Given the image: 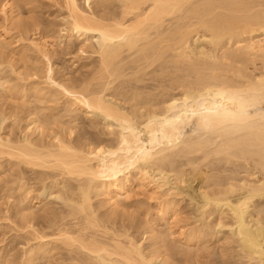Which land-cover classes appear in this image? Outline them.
I'll return each instance as SVG.
<instances>
[{"label": "bare ground", "instance_id": "obj_1", "mask_svg": "<svg viewBox=\"0 0 264 264\" xmlns=\"http://www.w3.org/2000/svg\"><path fill=\"white\" fill-rule=\"evenodd\" d=\"M13 1L0 0V12L4 14L5 19L12 17L13 20V16L15 15ZM66 1L69 4V15L67 17L68 27L64 29V33L70 36H76L78 40L84 37L82 45L80 46V52L87 53L85 47L90 48L92 55H89L87 59H91L92 66H86V71H82V74L79 76L74 75V77H66L65 79L61 76H59L61 77L59 79L56 77L58 81H56L54 76L52 77L53 70L49 67L51 71L50 73L49 70L47 72L49 74L48 79L51 81L46 80V84L48 81L49 84L47 86L49 87L47 88L52 91L49 92L48 90V93H44V88H38L40 86L37 85V88L35 87L32 90L34 94L33 92L30 93L32 96H37V99L40 98V100L45 98V100L53 101L55 99L56 103L58 100L56 98L60 97L56 94L64 97V107L60 108L63 111H61V114L60 111L59 113L55 111L58 114L51 117V122L59 121L56 124L61 123L60 126H64L61 127L62 130L59 128L58 130L65 131L66 133H64L65 135L61 134V136L59 135L60 131L57 134L54 133L58 136L53 135L51 132V134L47 133L45 124L43 125V123H47L49 118L46 117L44 120L42 117V120L39 116L37 117L39 120L37 118L33 120V126L31 124L33 128L31 130H33V133L34 131H39L47 139L41 145L33 139V136V138L30 137L31 134L23 138L22 143L18 142L19 144H17L16 142V145L12 147L8 144L10 143L8 139L5 141L1 138L3 137L2 135L0 137V146L7 144L6 146L11 147V151L9 150L7 154L12 158L14 157V160L16 158L17 161L21 162L20 164L35 168H46V170L49 169L52 173L55 172L56 177L61 176L60 180L57 181L54 178L56 181L54 185L58 187L61 184V188L65 190H63L64 192L62 191L65 196L63 197L64 200L62 198L65 208H61L62 211L53 216L46 211L51 216H43L46 222H44L46 228L51 233V235L48 233L50 235V237L48 235V238H51V236L55 238L52 237L51 240L46 241L44 239H48L45 238L47 236H43L44 238H42V234H46L39 232L42 233L40 234L41 236L39 235L42 238L40 240H44L41 242L42 246L38 248V251H40L39 254L42 251V253L47 251L50 243L52 244L53 241H59V244L61 241L68 247L70 250L69 253L73 249L82 250L81 253L77 252L80 254L84 251L86 256L83 255L85 258H88L86 260L92 262H90L91 264H171L170 262L173 260L169 262L160 251L156 253L155 250L154 253L156 254L153 255H149V252L146 254L145 251L149 250L143 248V245H141L142 242L138 243L136 239L133 241L131 236H129L131 240L127 239L129 240L128 242H124V237L122 238L124 241L121 240L118 234V237H110L106 224L102 228L104 230L101 231L100 226L102 223L100 224V222L102 220L98 216V218L95 216L96 213L94 214L95 209L92 206V194L104 195V200L116 212L117 209L123 208L121 205L126 201L127 195L130 193L127 192V183L128 177L130 176L129 173L132 169L133 171L138 170L136 174L141 173L142 179L143 177L146 180L149 179L150 183L153 184L151 186H154L156 190H162L171 181L169 179V172L174 171L176 167L174 165L179 158H181L180 160L184 157L193 160L201 159L202 157L207 159L210 156H214L213 158L217 160L216 156L225 158L229 156V159L234 153L232 157L239 161V158H237L239 156L237 154L235 155V152L239 150L238 152L241 154L240 160L243 159L241 160L242 162L247 161L246 163L249 164L250 171L252 172L249 174L246 173L248 177L243 178V182L238 181L239 183L237 180L233 183V177V179L230 177L232 181L229 179L226 180L229 183H225V179L221 180L224 182H220V176L218 181V179H214L212 174L213 180L217 181H214L217 186L214 184L215 186L213 185L211 187L214 190L210 191L208 190L210 188L207 189L203 183V186L208 191L204 189L200 190L206 192L203 193L204 200L202 201L204 203H202L201 208L203 211L208 212L209 215L218 213V211L222 212L221 210L225 207L231 213L233 223L231 224L230 232L233 235V239L232 237L230 238L234 241L233 244L236 242V250L233 249L237 252L235 253L237 254L236 257H238L236 259L237 261L234 259L235 263L233 264H264V221L262 218H254L252 216L251 207L253 206V201L257 198L264 200V69L263 72L260 71V74L258 73L259 75H253L247 71L248 63L251 61L253 63L255 60H259L264 66V0H110V4L108 3L107 5H105L107 0H104V4L103 0H100L101 3L98 1L97 10L93 9L95 7H93L92 0H86L88 8L93 9V11H87L85 7L80 6L78 0ZM98 7L100 8L98 9ZM101 9L102 11H100ZM17 21V24L19 22L21 24H18L19 26L17 25V28L19 27L18 31L20 30V32L22 30H29V27L31 29L36 22V20H33L34 23L32 21L29 23L27 21ZM21 26L23 29H20ZM34 26L38 27L37 24ZM8 31V28L2 27L0 29V39L5 43L10 40V44H13L14 42L11 41L12 38L8 39L10 35ZM24 31L21 33L28 32ZM257 31H260L259 36L261 35L262 39L259 37L256 38L253 34L255 32L257 34ZM194 34L196 38L200 34L202 35L198 36V38L209 35L208 40H211L212 46L215 47L214 50H210L211 53H206L207 55L205 52H199V56V53L196 52L197 48L195 45L197 44L196 41L198 42L200 39L194 40ZM26 35L23 34V38ZM20 36L22 37V35ZM35 38L37 39L29 40L27 45L25 44L26 47H30L33 51L35 50L40 58L42 57L43 59L44 57V60L47 59L49 61L51 59L49 55L50 50L47 48L49 44L47 42L43 43L44 38L41 41L40 36ZM94 38H96L95 41H93ZM3 42L0 43V47ZM8 44L9 42L6 45L3 44V46H8ZM90 50L88 51L89 53ZM201 53L205 55H201ZM92 56L95 58H93L94 60H92ZM47 61L46 63L48 64L49 62ZM48 66L51 65L48 64ZM52 69L54 68L52 67ZM0 86L2 87L3 85L1 84ZM175 91H179V94L174 93ZM119 96H121V99L123 96L125 100L130 99L132 101L129 113L124 109L122 110L119 104L116 105L112 101L114 99L118 102ZM57 109L59 110V108ZM77 110H81V114L85 111L92 116H101V118L103 117L105 119V122L107 121L109 126L113 122L117 125L119 130H116L117 127L116 129H114L115 127H111L112 130L107 132L111 135L109 137L114 136L110 139L109 146L92 142L86 143L85 145L81 142L80 138L83 139L85 135L83 136L80 131L79 133L76 132L77 122L74 116L72 118L71 115V112L75 113L74 111ZM140 110H144L145 114ZM104 127L108 129L106 125ZM142 129L144 130L143 133L148 136L147 142L142 139ZM81 130H83L82 127ZM84 131H82L83 134L85 133ZM75 132L77 133V137H75ZM39 135L37 138H39ZM1 150L0 157L1 152L4 153L6 151ZM190 155L197 156L196 158H192ZM6 156L9 157L8 155ZM202 159L205 162L208 160ZM209 159H211L208 160L209 162L214 160L212 158ZM228 159L226 158V160ZM229 161L233 162L230 159ZM177 164L179 163L177 162ZM245 165H243V169ZM247 167L246 165V171L248 169ZM173 173L175 174V172ZM176 175L175 179L177 178ZM43 176L45 177V175ZM181 177L179 176L180 179ZM211 179L210 176L209 180L211 181ZM177 181L174 182L177 183ZM52 183L51 185L47 183V185L52 186ZM240 183L241 186H237ZM44 186H46V182ZM237 191L241 193L239 194ZM174 203L171 204L173 205ZM166 205L168 206V204ZM164 206L163 203V206L161 205L159 209L157 207L153 211L159 212L162 219L168 220L167 213L169 210H165ZM169 207L171 212V206L169 205ZM19 209L21 219L25 223L24 225L33 228V231L37 230L34 227L35 224H33L34 220L38 217L36 216L35 209L32 211L29 206ZM261 209H257V212ZM122 211L124 214L125 210L122 209ZM203 211L200 212L203 213ZM77 215H80L82 218L80 219L78 216V219L75 220V216ZM113 217L115 216L113 215ZM151 217L153 218V216ZM173 218L175 219V217ZM219 218L222 221L221 216ZM216 225L218 226L219 224ZM223 226H225V223ZM201 227L199 226L201 231L197 229L203 235V229ZM114 228L117 229L116 226ZM168 230L167 232L171 233ZM196 231L194 230L193 232L195 233ZM209 234L213 235L214 233ZM209 234L205 236H209ZM227 235L225 234V236ZM95 236H109L110 238L106 240L102 239L105 237L97 238ZM228 236L227 241L229 240ZM186 237L183 238L185 242L189 239V241L192 240V238L189 237L187 239ZM218 237H220V234ZM170 238L171 236H163L161 239L165 243L169 242L171 240ZM172 238L177 241V238H174V236ZM181 239L180 237L178 242ZM185 242H183L184 245L187 243ZM156 243L158 242L156 241ZM54 244L56 245V243ZM170 244L168 245L170 246ZM222 244H220V247L223 246ZM174 245H177V243ZM180 245L182 246V243ZM180 245L179 247H181ZM66 246L65 248H67ZM215 246L216 244L213 247L215 248ZM224 246L221 253L224 252ZM202 249L204 250V248ZM53 250L51 251L53 252ZM164 250L162 251L164 252ZM73 252L75 253V251ZM233 252L230 251L232 253L231 256L234 255ZM74 253H72L73 256L76 255ZM196 255L197 252H195ZM206 255L208 254L206 253ZM195 256L190 257L191 260L189 262L192 261V264L197 261V256ZM232 257L234 258L235 256ZM232 257L229 258L233 259ZM204 260L207 259L205 258ZM68 261L72 262L70 260ZM81 262L83 261L81 260ZM217 263H219L218 260Z\"/></svg>", "mask_w": 264, "mask_h": 264}, {"label": "rangeland", "instance_id": "obj_2", "mask_svg": "<svg viewBox=\"0 0 264 264\" xmlns=\"http://www.w3.org/2000/svg\"><path fill=\"white\" fill-rule=\"evenodd\" d=\"M98 1H100V0H92L93 7H95V8L92 7L94 10L95 9L97 10V6L99 3ZM89 2H91V1H89ZM104 2L105 1L103 0V4H104ZM100 3H101V1H100ZM108 3L110 4V0L109 1L107 0L105 5H107ZM13 4H14V8H15V15L13 16L14 21L12 20V17L5 19L4 14L2 12H0V29L2 27H4V28L6 27V29L8 28V30H9L8 32L10 34L8 39L12 38L11 41L14 42L13 44H10V40H8L7 41V42H9L8 46H3V44L6 45L7 42L5 43V42L1 41V39H0V43L3 42L2 46L0 47V82H1L0 85L1 84L3 85L2 87L0 86V137L2 135L3 137H1V138H3V140H5V141H7V139H8L10 141V143H8V144H10V146L12 147L13 145H16V142H17V144L22 143L23 142L22 139L27 137V136H30V134H31L30 137L31 138L34 137L33 139H35L36 142L41 145L42 142H45V140H47V139H45V137L39 131L38 132L34 131V133L32 132L33 130H31V129L33 127H31V124L33 126V120L40 116L39 118L42 119V117H43L44 120L46 119V117H48L49 121L51 122L52 121L51 117H53L54 115H57L59 113V111H60V114H61V111H63L60 108L64 107L63 105L65 103V101H64L65 99L60 94H56V95L60 96V97L58 96L59 98L55 97L56 100L57 99L59 100V101L57 100V103H56L55 99L53 101L52 100L50 101L48 99L45 100V98L40 100V98L37 99V96H34V95L32 96L30 93L33 92V94H34V91H32V90H34L35 87L37 88V85L40 86L38 88H44V93L45 92L48 93V90H49V92L52 91L49 88H47V87H49V86H47L49 84L48 81L46 84V80H50V79H48V75H49L47 72L48 70H49V73L51 70H53L52 77L54 76L55 79H56V77H57V79H59L61 77H64V79H65L66 77L69 78V77H74V75L75 76L81 75L82 71H86L85 70L87 68L86 66H90V65L92 66L91 59L90 60H89V58L87 59V57H89V55H92V54H91V50L89 47H87V48L85 47V49H87V53H85V52L81 53L80 52V46L82 45V41L84 40V37L79 38V40H78L77 39L78 37L76 38V36L74 37V36H70V35H67L64 33L65 32L64 29L68 27L67 17L69 15V4L67 3L66 0H14ZM78 4L80 6L85 7V9H87V11L88 10L93 11V9L88 8V4H87L86 0H78ZM100 7H98V9ZM100 11H102V9ZM14 17H17L18 19L14 18ZM6 20H8V21H6ZM17 20H19V21L21 20V21H25V22L27 21L28 23L31 21L34 23L33 20H36L34 25L37 24L38 27L34 26L32 24L34 27L32 26L33 28L31 27V29L29 27L28 28L29 30H26L28 32L22 30L21 32H23V31L26 32L27 33V35H26V33H21L20 30L18 31L19 27L17 28V25L20 24V22L17 24V22H18ZM20 29H23V27L21 26ZM0 34H1V32H0ZM23 34L26 35L24 38H23ZM206 34H208V33H206ZM253 34L255 35L256 38L259 37L260 39H262L261 38L262 36L261 35L259 36L260 31L257 33L258 35L256 34V32ZM20 35H22V37ZM201 35L202 34L197 35V38H196V35L194 36V40L200 39L198 42L196 41V43H197L195 45L197 48L196 52L197 53L205 52V54L211 53V51H213L215 47L212 46L213 44H212L211 40H208L209 35H204L205 37L202 36L201 38L200 37L198 38V36H201ZM37 36L41 37L40 38L41 41H43V38H44L43 43L47 42L52 47L51 48L47 44L48 45L47 48H48V50H50L49 55H50L51 59L49 61H47V59H45L47 62H49L48 64L51 66H48V64L44 60V57H43V59H42V57L40 58L39 54L36 53L35 50L33 51V49H31L30 47H26L28 41L37 39V38H35ZM95 40H96V38H94L93 41H95ZM89 50H90V53L88 52ZM78 52H80V53H78ZM202 54H204V53H201V55ZM26 56H28V57H26ZM93 56H92V60L95 59ZM199 56H200V53H199ZM39 59H41V60H39ZM37 61L38 62L40 61L39 62L40 65H38L39 63ZM255 61L253 63H252V61L248 63L249 66H248L247 71L251 72L253 75L254 74L259 75L260 71L263 72L264 66H263V64L260 63L261 61L258 60V61H256L257 63ZM250 63H252V64H250ZM36 64H37V66H36ZM254 65H255V67H254ZM49 67H51L50 68L51 70L49 69ZM52 67L55 70L52 69ZM38 69H40V70H38ZM79 72H80V74H79ZM45 74L47 75V77ZM40 76H42V77H40ZM59 76H61V77H59ZM57 79H56V81H58ZM44 85H45V87H44ZM4 88H5V90H4ZM22 90H24V91L22 92ZM25 90H26V92H25ZM24 92H25V94H24ZM112 93H113V91H112ZM174 93L179 94V91L178 92L175 91ZM35 97H36V99H35ZM119 97H120V98H118L119 103L117 101H115L114 99L112 101L116 105L119 104L120 107L122 108V110L124 109L126 112L129 113V111L131 110L130 106L132 105V101H130V99L125 100L123 98V96H122L123 100L121 99V96H119ZM35 100H37V101H35ZM48 104H49V106H48ZM122 104H123V106H122ZM56 107L59 108V110ZM43 110H45V111H43ZM55 111L58 113H55ZM142 111L141 112L144 113V110H142ZM33 112H35V113H33ZM74 112L75 113L71 112L72 118L74 116L75 121L77 122V123L76 122L75 123L79 126L78 127L76 125L77 129H75V130L77 133H79V131H80L83 136L85 135L83 137V139L80 138L81 142H83L85 145H86V143L88 144V143L92 142V143H100L104 146H109L110 139L114 136L112 135V137H109L110 133H107V132H110V130H112L111 127L112 128L115 127L114 129H116L117 125H115L114 122L112 123L111 126H109L107 121L105 122V119H103V117L101 118V116H98V115L92 116L91 114L89 115L85 111H83L84 113L81 114V110H77ZM92 117H94L95 119ZM39 118H37V119L39 120ZM90 118H92L93 120ZM49 121L47 122L48 124L43 123V125L45 124L44 126H45V130L47 133L51 132L53 135H55L60 131L59 132L60 136H61V134L65 135L64 133H66V132L61 131L62 130L61 127H63L64 125L60 126L61 123L56 124V122L58 123L59 121H56L53 123L52 122L50 123ZM49 124H51V125L49 126ZM105 125H106V128H108V129H105V127H104ZM81 127L83 130H81ZM46 128L48 129V131ZM58 128L61 130H58ZM28 129H30V130L28 131ZM49 130H52V131L54 130V131L52 132ZM116 130H119V128L117 127ZM116 130H114V131H116ZM82 131H84L85 133L83 134ZM143 131L144 130L142 129V133H141L142 139H144L143 141L147 142L148 136H147V134L143 133ZM76 132H75V137H77ZM103 132H104V134H103ZM38 134L41 135V136L39 135V138H37ZM101 134H103L104 136ZM55 136H58V135H55ZM101 136L106 137V138H103ZM41 139H43V140H41ZM5 141H3V142H5ZM87 141H89V142H87ZM11 143H13V144H11ZM6 145L7 144L1 145L2 147L0 146V148L2 149V150L0 149L1 151L6 150V151H4V153L1 152V157H0V264H74V263L75 264H83V263H85V261H86V263L89 262L88 264H91L92 262L90 260L89 261L86 260L88 258L87 257L85 258L86 253L84 251L82 252V254H80L82 250L73 249L72 252L69 253L70 250L61 241H60V244H59V241H53L54 243H56V245L53 242H52L53 245L50 243L49 249H47V251H44V253H42L43 252L42 251L39 254L40 251H38V248L42 246L41 242L44 240H46V241H48L49 239L51 240L53 237V236H51V238H48V235L49 234L51 235V233H50V231L48 232L49 229L47 230V228H46V224H45L46 222L43 219V216H45V215L51 216V215H48V213L52 214V216L54 214L55 215L59 214L60 211H62V209L65 208L64 201H63L64 200L63 197H65V196H64V193H62V191L64 189L61 188L62 187L61 184H59L58 187L54 185L57 180H60L61 176L56 177L55 172H53L54 173V175H53L52 171H50L49 169L46 170V168L43 169L41 167L35 168V167L30 166L31 168H33V169H31L29 166H27L25 164H20L21 162L17 161L16 158L14 160V157L12 158V157H10L9 154H7V152L9 150L11 151V147L6 146ZM5 147H7V148L9 147V148L4 149ZM238 151L235 152V155L237 154L239 156V157H237V158H239V161H237V159L232 157V156H234L233 155L234 153L232 154V156L230 154L232 159L231 158H229V159L233 162L229 161V159H228L229 156L226 157L228 160H226L225 157H220V156H216L217 160H215V158H213L214 156H210L209 158L214 159L211 162L208 161L211 159L207 158L208 159L207 160L205 157H202L201 154H200L201 157L207 160L206 162H205V160L203 161V159L201 157H200L201 159H193V160L191 158H189V159H191V160H189L185 157L182 160H180L181 158H179V159L177 158L178 159L177 162L179 164H177V162L175 163L174 167L175 166L176 167L175 168L173 167L174 168L173 172H175V174L178 175V176L176 175V177H177L176 179L178 181L175 179V174L173 172H169V179L171 181L162 190L157 189L158 191L156 190V188H154V186H151L153 184L150 183L149 179L146 180V178L144 179V177L142 179V177L140 175L141 173L136 174V172L138 170L133 171V169H132L131 172L129 173L130 176L128 177V183H127V192L128 193L130 192L129 193L130 196L127 195L128 197L126 198V201H124V200H123L124 202L122 201L123 204L121 205V207H123V208L119 209L121 211H119L117 209L115 212V210L111 209V207L107 204L106 200H104L105 199L104 195H102V194L99 195L96 193L92 194V202L93 203L92 202L91 203H92V206L94 207L93 209H95V211L98 212V214H97V212L94 211V214L96 213L95 216L96 217L98 216L99 219L102 220V222H100V224L102 223L100 226L101 231L104 230L102 228H104L105 224H106V227L109 230H107V228H105V229L109 233L108 235H110V237L111 236L112 237H118V235H120L119 238L121 237L120 238L121 240H123L122 238L124 237V239H125V241L123 240L124 242H126V241L128 242L129 240H131L129 238L132 237L133 241H134V239H136V241H138V243L142 242L141 245H143V248H145L146 250H149V251L144 250L146 254H148V252H149V255H153V254L159 253V251H160V252H162L161 254L169 260V262L171 260H173L170 262L171 264H174V263L180 264V262H181V264L182 263L183 264H192V261L189 262V260H191L190 257L195 256V252H197V255H196L197 261L194 264H201V263L202 264H204V263L205 264H210V263L211 264H213V263L214 264L215 263L216 264H223V263L225 264L228 262H230L228 264L235 263V261H237L236 259H238V257H236L237 252L234 251V249L236 250V242L233 244L234 241L231 240V238H230V237H232V239H233V235L230 232L231 224L233 223V220L231 218L232 217L231 213L228 210H226L227 209L226 207L221 210L222 212L224 211L225 213H227V214H225L223 212V216H222V212H220V211H218V213H214V214L212 213L213 215L212 214L209 215V213L205 212V210L203 211V209L201 208L202 203H204V201H202V200H204L203 199V197H204L203 193H206V192H203L200 190L204 189L206 191L208 188H210V189H208L210 191L214 190V189H211V187L217 181L213 180V177H214V179L217 180L220 176V182H224V181H221L222 179H225V181H226L228 179L231 180L234 178L233 183H235L236 180H237V182L238 181L243 182L242 179L245 178L246 176L248 177L247 174L252 172V171H250L251 168H249V164L246 163L247 161L242 162L241 160H243V159L240 160L241 154H239ZM6 155H8L9 157H7ZM190 156H192V155H190ZM196 156L194 157V155H193L192 158H196ZM199 156H198V158H199ZM11 159H13V160H11ZM11 161H13V162H11ZM189 161H190V163H189ZM192 163H194V164H192ZM17 164H20V165H17ZM245 164L248 166L247 167L248 172L245 169L246 168ZM243 165H245L244 169H243ZM15 166H17V167H15ZM178 166H179V168H178ZM181 168H182V170H181ZM194 168H195V172H194ZM243 170H245V171H243ZM182 171L183 172L185 171V172L183 173ZM44 173H46L47 175ZM49 173L51 174V176ZM134 174H136V175H134ZM212 174H213V177H212ZM21 175L24 177H22ZM43 175H45V177ZM217 175H218V177H216ZM229 175H231V176H229ZM179 176L180 177L182 176L181 179L179 178ZM210 176L212 178L211 181L209 180ZM239 176H242V177H239ZM21 177H22V179H21ZM133 177H134V179H133ZM230 177H231V179H230ZM54 178H56V181ZM172 178H174V179H172ZM42 180H44V181H42ZM51 180L53 181V183ZM207 180L209 183L207 182ZM174 181H177V183ZM203 181H205L206 184ZM212 181H213V183H212ZM218 181H219V179H218ZM45 182H46V186H44ZM47 183L50 185L52 183V186L47 185ZM129 183H130V185H129ZM147 183L149 184V186ZM203 183H204V186L207 187V189L203 186ZM225 183H229V182L226 181ZM42 186H44V187H42ZM237 186H241V183H240V185L237 184ZM151 189H152L153 193H152ZM155 190L157 191V194H156ZM168 191H169V193H168ZM239 191H240V189H239ZM55 192H56V194H55ZM59 193H61L63 196ZM237 193L240 194L241 192L237 191ZM57 195H59V196H57ZM173 196H175V197H173ZM62 198H63V200H62ZM164 199H167V200H164ZM257 199H259V200H257ZM257 199L253 201L254 203H252L254 206V209H256V210H254L253 206H251L252 207V213H253L252 216L254 218L255 217L256 218H262V220L264 221V218H263L264 217V208H262L264 206V200H262L261 198H257ZM260 200H262V201L260 202ZM162 202L164 203L165 206H167L166 204H168L167 207L164 206L165 210H169L167 213V218L169 217L168 220L162 219L159 212L158 213L154 212L157 207H158L157 209H159L161 205L163 206ZM171 203H174V204L172 205ZM20 205L22 208H26V206L27 207L29 206L32 209V211L35 209L37 215L34 212L33 213H34V215H36L38 217L35 219L36 222L34 220L33 224H35L34 227L37 230L33 231L34 230L33 228L26 227L24 225L25 223H23L21 216H20L21 215V213L19 211L20 210L19 208H21ZM22 205L25 207H23ZM169 205L171 206V212H170ZM172 206H174V207L172 208ZM175 206H176V208H175ZM107 207H109V208H107ZM259 208L260 209L262 208L261 210H263L262 211L263 213L261 212V210L257 212V209H259ZM122 209L125 210L124 214H123ZM108 210H109V212H108ZM133 210H134L135 214L133 213ZM128 211L129 212L131 211V212L129 213ZM200 211H203V213L205 212L206 214L204 213V215H203V213H201ZM113 212H115V213H113ZM254 212H255V214H254ZM113 215L115 217H113ZM78 216L80 219L82 218V217H80V215H77V216H75V220L78 219ZM151 216H153V218ZM220 216H221L222 221L219 220ZM40 217H41V219H40ZM109 217H110V219H109ZM173 217H175L176 220ZM124 218H127V219H124ZM119 221L121 222V224ZM41 222H42V224H41ZM168 222H169L170 226L168 225ZM216 222H218V223H216ZM148 223H150V224H148ZM174 223H175V225H174ZM224 223H225L226 227L223 226ZM215 224H219L222 227H220L219 225L215 226ZM113 225H115L117 229H115L114 228L115 226L113 227ZM149 225H150V227H149ZM154 226H155V228H154ZM199 226L200 227L202 226L201 228L203 229L202 230L203 235L200 234L201 230L199 229ZM166 227H168V228H166ZM193 229L195 231L196 230L197 231L194 233ZM112 230L114 233L112 232ZM167 230L170 231L172 234L168 233ZM189 230H190V232H189ZM215 231H216V233H215ZM39 232H42L46 235H43L42 233H39ZM127 232L129 233L128 235H127ZM212 232L214 233L213 235L209 234ZM122 233H125V234H122ZM154 233H156V234H154ZM40 234H42V238H44L43 236H47L45 238H48V239L40 240V239H42V238H40V236H41ZM111 234H113L114 236ZM183 234L185 236H187L186 237L187 239H189V237H190V238H192V240L189 241L190 240L189 239L188 240L189 242L186 241L187 242L186 243L185 239H183V238H185V236ZM192 234H194V235H192ZM196 234H198V235H196ZM207 234H209V236L211 238L209 236H205ZM216 234L218 236L220 234V237H218ZM225 234L226 235L231 234L229 236L227 235L229 238L228 241H227V236H225ZM50 235H49V237H50ZM37 236H39V237H37ZM129 236H131V237H129ZM163 236H171V238H170L171 240L169 239L170 240L169 242L163 243V241L161 239ZM172 236H174V238H177V241H176V239H173ZM178 236H180L182 238L180 240L182 243V246L180 245L181 244L180 241L178 242V240L180 239V237H178ZM197 236H200V237H197ZM224 236H225V238H224ZM95 237H97V236H95ZM102 237H105V238H102ZM107 237L106 236H100V237L98 236L97 238H102V239L108 240L110 237L109 236H107ZM53 238H55V237H53ZM127 239H129V240H127ZM157 239H159L160 241ZM213 239H215V240H213ZM222 240H223V242H222L223 244L221 243ZM230 240H231V242H229ZM156 241L159 244L156 243ZM183 242H185L186 244L184 245ZM225 242H227V243H225ZM170 243H172L173 246ZM175 243H177V245H174ZM214 243L216 244L215 248L213 247L215 245ZM39 244H40V246H39ZM168 244H170V246ZM220 244H222L223 246L225 245L224 246L225 247L224 252H223L224 254L221 253L223 251V246L221 245L222 247H220ZM163 245H165V246H163ZM166 245H167V247H166ZM179 245L181 247H179ZM65 246L67 248H65ZM183 246H184V248H183ZM201 247L204 248V250ZM208 247H209V250H208ZM216 247H217V251H216ZM191 248H192V250H191ZM228 248H230V249H228ZM163 249H165L164 252L162 251ZM206 249H207V251H206ZM210 249L213 252V254H212V252L210 253ZM48 250H50V251H48ZM51 250H53V252ZM155 250H156V253H154ZM73 251H75L76 255ZM167 251H168V255H167ZM173 251H175V252H173ZM226 251L229 253H227ZM230 251L231 252L234 251L233 252L234 255H232V256H235L234 258L231 256L232 253H230ZM77 252H80V253H77ZM150 252H151V254H150ZM182 252H184V253H182ZM187 252H188V254L190 252H192L193 254L190 253L188 255V254H186ZM67 253H68V255H66ZM72 253H74L75 256H73ZM204 253L205 254L207 253L208 255L205 256ZM226 253H227V255H226ZM31 254L33 257L31 256ZM69 254H71V255H69ZM219 254H221V255H219ZM77 255H78V257H77ZM80 255H83V256H80ZM222 256H226V257H222ZM80 257L83 259H81ZM170 257H172V258H170ZM229 257H232L233 259H231ZM68 258H70V259H68ZM205 258L207 260H204ZM226 258H227V260H226ZM64 259L65 260L67 259V260L65 261ZM234 259H235V261H234ZM68 260H70L72 262H69ZM73 260H74V262H73ZM76 260L80 261V262H77ZM81 260L83 262H81ZM217 260L219 263H217Z\"/></svg>", "mask_w": 264, "mask_h": 264}]
</instances>
